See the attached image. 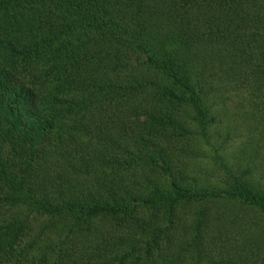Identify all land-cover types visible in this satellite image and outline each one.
I'll list each match as a JSON object with an SVG mask.
<instances>
[{"label": "trees", "instance_id": "trees-1", "mask_svg": "<svg viewBox=\"0 0 264 264\" xmlns=\"http://www.w3.org/2000/svg\"><path fill=\"white\" fill-rule=\"evenodd\" d=\"M0 252L264 264V0H0Z\"/></svg>", "mask_w": 264, "mask_h": 264}, {"label": "rangeland", "instance_id": "rangeland-1", "mask_svg": "<svg viewBox=\"0 0 264 264\" xmlns=\"http://www.w3.org/2000/svg\"><path fill=\"white\" fill-rule=\"evenodd\" d=\"M42 220H44L43 218H41ZM41 219H39L35 224L37 223H41ZM0 257H4V253L3 252H0Z\"/></svg>", "mask_w": 264, "mask_h": 264}]
</instances>
